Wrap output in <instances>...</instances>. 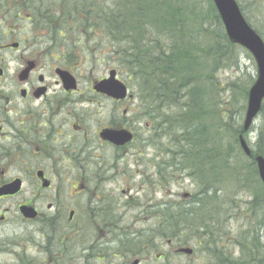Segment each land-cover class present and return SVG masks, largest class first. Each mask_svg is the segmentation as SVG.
I'll return each instance as SVG.
<instances>
[{"label": "flooded vegetation", "instance_id": "flooded-vegetation-1", "mask_svg": "<svg viewBox=\"0 0 264 264\" xmlns=\"http://www.w3.org/2000/svg\"><path fill=\"white\" fill-rule=\"evenodd\" d=\"M36 21L23 0H0V191H16L0 195V264H128L132 257L130 264H172L166 263L171 256L191 258L173 241L161 252L164 210L153 214L156 235L145 238L137 220L131 221L130 185L106 188L110 172L122 163L114 157H126L138 140L126 120L127 102L95 92L101 80L84 89L75 72L37 70L36 47L47 39L37 42ZM20 62L22 67L10 69ZM62 73L75 80L74 89L64 87ZM119 130L130 131L133 141L117 147L103 139V133ZM43 161L56 177L48 176ZM24 208L33 216L26 217ZM150 211L146 205L144 212ZM226 248L220 262L211 264H228Z\"/></svg>", "mask_w": 264, "mask_h": 264}, {"label": "trees", "instance_id": "trees-1", "mask_svg": "<svg viewBox=\"0 0 264 264\" xmlns=\"http://www.w3.org/2000/svg\"><path fill=\"white\" fill-rule=\"evenodd\" d=\"M23 1L52 46L61 45L56 41L70 34L69 55L76 48L85 62L97 51L107 59L117 58L118 69L128 75L127 86L135 88L141 117L152 122L149 136L163 139L161 178L184 175L195 184L193 199L172 206L173 211L171 205L165 207L163 239L190 245L191 223L203 221L213 211L211 201L219 198L222 187L249 192L250 208L264 212V187L253 162V156L264 158V103L248 159L238 144L240 135L247 136L242 117L235 119V114L221 113L217 107L221 92L215 73L236 61L235 46L227 40L211 0L206 8L181 0ZM54 22L60 27L52 26ZM225 134L234 138L235 145L223 146ZM235 151L249 161L247 165ZM259 252L258 264H264V252Z\"/></svg>", "mask_w": 264, "mask_h": 264}, {"label": "rangeland", "instance_id": "rangeland-1", "mask_svg": "<svg viewBox=\"0 0 264 264\" xmlns=\"http://www.w3.org/2000/svg\"><path fill=\"white\" fill-rule=\"evenodd\" d=\"M186 1L191 5L197 1L201 7L206 8L208 6V0H181ZM240 4L244 11V16L248 23L257 33L261 36L264 42V0H236ZM55 28H59L57 22L52 25ZM25 28V24L21 25ZM30 26L28 25V28ZM34 29V28H29ZM26 35L27 32L24 31ZM35 35L37 42L43 43L41 37H46L47 32L45 30L35 29ZM68 39H59L55 44L51 45L46 41L42 45H37L35 61L40 60L41 65L37 70H54L60 68L75 72L81 77L83 88L86 89L91 81L101 80L108 76L111 70H116L119 80L126 83L128 75L126 70L118 69L117 58L114 57L107 59L102 56L99 51L97 53H91L95 58H90L89 62H85L80 58V52L74 48L72 55H69L66 48L68 43L73 44L70 40L71 35L67 34ZM67 40L66 44L65 41ZM66 45V46H65ZM27 44H24L22 51L27 50ZM54 47V49H52ZM105 49H103V52ZM233 56L236 63L230 67L217 71L215 73V79L220 83V95L218 102V110L221 113H233L234 118L243 117L245 114L247 95L244 90L249 88L254 83L257 71L253 58L251 55L239 46H235L233 49ZM97 55V56H96ZM26 56V54H25ZM16 66L15 63L10 65V69L16 70L18 67H22L23 63L20 62ZM21 69V68H20ZM232 84H236V87H232ZM131 94H135V88L128 86ZM245 95V96H244ZM85 101V100H84ZM244 107V111L241 108ZM124 108L128 109L126 120L132 125L131 127L136 131L138 140L133 148L130 150L126 157L123 154L116 155L115 161H122L118 166H114L115 169L110 172V177L106 180L111 185L106 188H116L122 184L128 183L131 187L132 205H130L129 211L132 210L131 221L137 220V232L148 238L155 236L154 229L157 225L156 218L153 214H157L159 210H164L166 206H170L173 211V207L179 203H185L189 199H185V194H191L193 199L197 188L195 184L190 180L182 176L175 175L174 177L163 180L160 175L156 176L157 164L163 169V139L159 137L157 139H150L148 143L142 142L147 139L149 128L152 129V122L145 121L142 116V106L140 101L133 95V100L127 101ZM102 113V112H101ZM104 113V111H103ZM102 115V114H101ZM122 117V116H121ZM120 113L117 112L115 118L120 120ZM241 121V122H242ZM260 118L255 121L253 127L245 136L246 141L252 148L256 140V130L260 125ZM129 124V125H130ZM148 140V139H147ZM223 146L235 145V140L230 135H222ZM240 148V147H239ZM238 151V150H236ZM236 156L241 163L247 165L249 161L242 158L239 152H236ZM242 153V152H241ZM113 160V163L115 162ZM113 163H110L112 165ZM48 176L56 177L58 172L52 169L51 165L43 161L41 164ZM218 199L211 202H215L214 206L210 207L209 214L203 219V221H196L191 223V232H187L191 236V249L194 250L196 256L191 255V258H174L166 263L172 264H191L192 262L199 264H211L216 263L213 258V252L218 250L222 252L225 245L226 256L231 261L241 260V264H258L260 252H264V212L260 209H251L248 203L251 201V194L237 190L234 186L222 187L221 191L217 193ZM8 203H3L4 207ZM232 204V205H231ZM146 205L150 206V213L144 212ZM2 207V208H4ZM192 207V206H191ZM194 207V206H193ZM194 210L196 208L194 207ZM128 218V216H127ZM149 219L148 221L146 219ZM210 222V223H209ZM146 238V236H145ZM167 240L163 239V246L161 252L168 251ZM240 242V243H239ZM255 242L256 247L252 245ZM195 243H201L198 247ZM243 247H242V246ZM175 244L172 245L174 247ZM174 249V248H173ZM170 251V250H169ZM230 255V256H229ZM137 257H132L133 262ZM130 260L128 264L132 263ZM160 264L152 260L147 264Z\"/></svg>", "mask_w": 264, "mask_h": 264}, {"label": "water", "instance_id": "water-1", "mask_svg": "<svg viewBox=\"0 0 264 264\" xmlns=\"http://www.w3.org/2000/svg\"><path fill=\"white\" fill-rule=\"evenodd\" d=\"M214 7L224 27L229 42L247 50L256 64L257 76L254 84L248 91L247 106L244 115L243 131L247 132L259 116L264 101V43L257 33L247 24L243 18L238 5L234 0H212ZM29 64V70L32 68ZM27 69V70H28ZM64 87L67 90L75 88V80L68 74L62 73ZM94 90L115 100H124L127 96V89L123 83L116 80V72L111 71L109 78L98 82ZM103 139L113 142L117 146H123L132 140V135L126 131H115L110 134L103 133ZM239 145L246 157L251 156V150L243 135L239 136ZM259 179L264 186V158H255ZM15 190H2L0 195L15 193ZM26 217L33 216L27 208L23 209ZM182 253L190 255L191 249H182Z\"/></svg>", "mask_w": 264, "mask_h": 264}, {"label": "bare ground", "instance_id": "bare-ground-1", "mask_svg": "<svg viewBox=\"0 0 264 264\" xmlns=\"http://www.w3.org/2000/svg\"><path fill=\"white\" fill-rule=\"evenodd\" d=\"M28 68H26V70H27ZM29 70V69H28Z\"/></svg>", "mask_w": 264, "mask_h": 264}]
</instances>
